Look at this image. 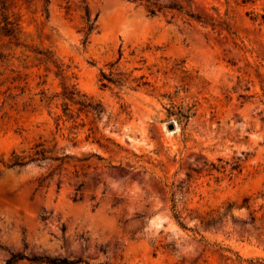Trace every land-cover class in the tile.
<instances>
[{
    "label": "rangeland",
    "instance_id": "rangeland-1",
    "mask_svg": "<svg viewBox=\"0 0 264 264\" xmlns=\"http://www.w3.org/2000/svg\"><path fill=\"white\" fill-rule=\"evenodd\" d=\"M174 2L0 0V264H264V0ZM36 143L94 155L4 165Z\"/></svg>",
    "mask_w": 264,
    "mask_h": 264
},
{
    "label": "trees",
    "instance_id": "trees-1",
    "mask_svg": "<svg viewBox=\"0 0 264 264\" xmlns=\"http://www.w3.org/2000/svg\"><path fill=\"white\" fill-rule=\"evenodd\" d=\"M130 2L143 4L148 12V15H155L156 12H160L162 8H167L171 10H177L179 12L184 13L185 15H188L189 17H194L193 13H191L189 10H183V6L179 2L174 3H168L163 6H159L158 9H155L151 7L149 0H128ZM182 3H186V5H190L191 0H179ZM97 19V15H95L93 18L89 16L88 9L85 8V37L87 38L88 35L92 32V30L96 27L95 22ZM6 32H10L9 29H6ZM100 82L102 87H107L109 83L113 84H121L124 82V79L121 77H113L111 74H105L103 71L100 72ZM61 97L64 102V112L67 116V119L75 121V119L81 114L92 111L96 114H100L103 112L102 107L99 103L92 104L90 99L83 93H80V91L73 86L70 88L63 87V91L61 94ZM48 102V101H47ZM67 102H70L72 105L76 106L75 114H73V110L69 108V104ZM167 116H176L177 119H187L189 115H184L183 113H180L179 111H174L170 108L166 109ZM59 119V118H58ZM94 154H89L86 157L83 158H77L73 155L60 152L57 153V151H53L52 149L45 148V146L42 143H36L28 151H21V153H15L13 152L10 156V158L4 162V165L6 167L10 168H21L26 166L30 163H39L44 160H51V161H59L61 164L69 163L72 161H88L90 157H92ZM100 158V157H99ZM80 167L82 169V165H78L77 163H73V167L75 168L74 172L76 173L77 167ZM82 186V184H79L76 188V192H78L79 188ZM172 205H171V211L172 216L174 219L182 226L184 227V224L181 221V217L179 213L176 210V202L174 199L173 194H171L170 198ZM246 200V199H245ZM234 203L227 204L225 208V212H227L230 208H232ZM224 212V213H225ZM41 220L45 221L48 219L47 215L41 214L40 216ZM23 260L27 261V264H90L85 260L81 259H72L67 260L65 258L58 259V258H50L48 256H25L18 253H12L10 257L6 260L5 264H18L22 262ZM97 264H106V263H97Z\"/></svg>",
    "mask_w": 264,
    "mask_h": 264
},
{
    "label": "water",
    "instance_id": "water-1",
    "mask_svg": "<svg viewBox=\"0 0 264 264\" xmlns=\"http://www.w3.org/2000/svg\"><path fill=\"white\" fill-rule=\"evenodd\" d=\"M167 128H168L169 130H174V128H175V123H174V122L169 123L168 126H167Z\"/></svg>",
    "mask_w": 264,
    "mask_h": 264
}]
</instances>
